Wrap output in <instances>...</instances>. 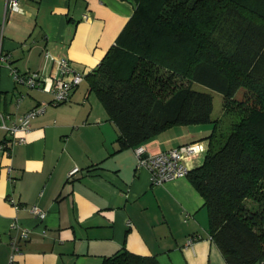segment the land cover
<instances>
[{
	"label": "crops",
	"instance_id": "0c3cea01",
	"mask_svg": "<svg viewBox=\"0 0 264 264\" xmlns=\"http://www.w3.org/2000/svg\"><path fill=\"white\" fill-rule=\"evenodd\" d=\"M136 0H0V113L10 126L41 103L25 141L0 150V264H8L12 222L30 229L15 264H102L121 249L160 264H226L207 229L203 198L186 175L153 184L120 149L118 130L84 77L67 101L17 83L11 73L59 76L66 58L84 76L114 44ZM45 52L48 53L45 56ZM19 100V101H17ZM212 123L175 125L140 144L146 154L202 141ZM6 137L0 128V142ZM202 143V144H203ZM200 154L185 158L188 170ZM79 170L69 176L73 167ZM10 198L20 208L15 209ZM45 211L40 220L28 209ZM130 223V224H128ZM187 242L189 238L192 239Z\"/></svg>",
	"mask_w": 264,
	"mask_h": 264
},
{
	"label": "trees",
	"instance_id": "16d2710c",
	"mask_svg": "<svg viewBox=\"0 0 264 264\" xmlns=\"http://www.w3.org/2000/svg\"><path fill=\"white\" fill-rule=\"evenodd\" d=\"M85 78L120 149L175 125L212 123L203 161L186 176L226 264H264V0H136ZM194 83L237 114L226 135L211 116L212 94ZM102 264L160 262L121 249Z\"/></svg>",
	"mask_w": 264,
	"mask_h": 264
},
{
	"label": "built area",
	"instance_id": "2783aa9c",
	"mask_svg": "<svg viewBox=\"0 0 264 264\" xmlns=\"http://www.w3.org/2000/svg\"><path fill=\"white\" fill-rule=\"evenodd\" d=\"M7 1L10 8L16 9L18 7V0ZM47 55L48 53L45 52V56ZM4 60H7V57L0 53V61ZM57 63L59 76L55 80L49 79L48 81L47 78H40L38 73L35 72L19 74L13 68L11 69V73L15 82L22 83L27 88H36L49 92L51 95L50 102L58 104L69 99L72 89L85 76L74 70L66 58H60ZM45 106L46 103H41L22 115H19L10 126L5 123L7 117L0 113V128L4 129L6 132V137L0 142V150L9 154L13 144L24 142L25 134L30 130L31 119L43 113ZM205 149L206 147L203 146L202 142L197 141L170 148L159 153L146 154L144 148L138 145L134 148L136 154V167L147 168L150 172L151 182L153 184H161L169 179L186 175L188 167L184 162L185 158L199 154L200 152L205 151ZM78 170V167H73L68 173L69 176L73 175ZM10 201L15 209L20 208L14 199L10 198ZM28 209L40 220L45 217V211L40 209L37 205H31ZM10 228L14 230L15 233L9 240L11 252L8 264H15V256L20 252L19 243L28 238L30 229L22 227L16 221L12 222ZM194 239L195 237H192V239L189 238L187 242L190 243Z\"/></svg>",
	"mask_w": 264,
	"mask_h": 264
},
{
	"label": "rangeland",
	"instance_id": "374dc122",
	"mask_svg": "<svg viewBox=\"0 0 264 264\" xmlns=\"http://www.w3.org/2000/svg\"><path fill=\"white\" fill-rule=\"evenodd\" d=\"M193 88L197 90H203L210 92L212 94V103H213V108H212V113L211 116L212 118L218 119V125H217V132L222 135H226L228 131L230 130L232 124L238 119L237 114L233 113L230 111L231 109L224 108L223 105V97L220 93L210 90L200 84L194 83ZM241 93L239 92L236 97L240 98ZM93 97H96L95 92H92ZM97 99V97L95 98ZM234 105V104H232ZM231 108V106H229ZM212 129V126H211ZM202 142V141H201ZM203 143V142H202ZM203 145H205L203 143ZM203 156V151L200 154V157L202 158ZM204 207V206H203ZM205 211L206 208L204 207Z\"/></svg>",
	"mask_w": 264,
	"mask_h": 264
}]
</instances>
